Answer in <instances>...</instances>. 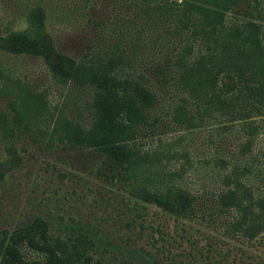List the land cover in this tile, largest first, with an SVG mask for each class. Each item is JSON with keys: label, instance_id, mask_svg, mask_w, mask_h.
Returning a JSON list of instances; mask_svg holds the SVG:
<instances>
[{"label": "trees", "instance_id": "trees-1", "mask_svg": "<svg viewBox=\"0 0 264 264\" xmlns=\"http://www.w3.org/2000/svg\"><path fill=\"white\" fill-rule=\"evenodd\" d=\"M100 3L49 16L32 1L24 27L0 35V51L41 62L62 99L0 69V182L30 150L68 151L140 228L118 240L87 218L33 213L0 227V264L182 263L157 246L166 231L152 208L175 221L203 213L225 237L260 238L264 0H109L102 15ZM67 18L75 27L63 39L49 30ZM136 229L155 249L137 245Z\"/></svg>", "mask_w": 264, "mask_h": 264}, {"label": "rangeland", "instance_id": "rangeland-1", "mask_svg": "<svg viewBox=\"0 0 264 264\" xmlns=\"http://www.w3.org/2000/svg\"><path fill=\"white\" fill-rule=\"evenodd\" d=\"M32 1L43 3L49 16L62 11L73 14L72 4H84V0H0V35L24 27L25 9ZM108 1L101 0L96 12L102 15ZM72 23L68 18L63 21L52 19L48 27L63 39L66 33L73 31L75 26ZM0 69L5 76L21 78L27 84L42 85L41 90L49 88L54 91L50 94L54 103L61 102L62 99L55 100L60 98L58 91L53 88L52 80L47 78L41 62L0 51ZM6 80L3 79L1 84L6 85ZM13 83L9 82L8 86L12 94L15 91ZM7 98L0 101V107L6 104ZM26 155L22 168L11 174L7 181L0 182V227L15 226L25 222L33 213H40L50 219L63 218L65 221L87 218L118 240L127 238L134 228H140L138 222L131 220L134 212L120 202L121 198L107 195L105 190L99 189L101 185L107 186V182L96 181L87 171L82 172L66 161L67 155H71L68 151H63L61 157L38 150H30ZM201 175L198 178L206 182L207 179ZM115 188L121 189L120 186ZM149 218L165 229L166 241L160 240L157 246L170 248V255L176 256L173 263L182 261L190 264L196 260L198 264H264V235L253 241L237 236L225 237L217 227L219 221H211L203 213L175 221L161 210L152 208ZM128 222H131L130 227ZM138 231L136 229L131 235L133 238L142 236L137 239V245L155 249L149 230Z\"/></svg>", "mask_w": 264, "mask_h": 264}]
</instances>
